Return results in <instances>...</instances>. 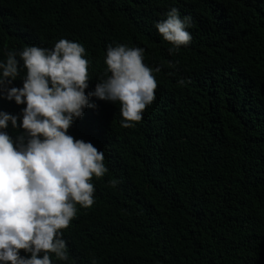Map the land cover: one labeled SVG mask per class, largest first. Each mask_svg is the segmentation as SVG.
<instances>
[{
	"label": "trees",
	"instance_id": "16d2710c",
	"mask_svg": "<svg viewBox=\"0 0 264 264\" xmlns=\"http://www.w3.org/2000/svg\"><path fill=\"white\" fill-rule=\"evenodd\" d=\"M171 7L192 18L175 55L155 28ZM62 38L85 48L86 92L109 45L143 48L161 71L135 128L121 127L119 103L93 97L69 129L109 171L63 230L69 260L53 264H264V0H0V60ZM24 106L0 98V111Z\"/></svg>",
	"mask_w": 264,
	"mask_h": 264
},
{
	"label": "clouds",
	"instance_id": "9594fccd",
	"mask_svg": "<svg viewBox=\"0 0 264 264\" xmlns=\"http://www.w3.org/2000/svg\"><path fill=\"white\" fill-rule=\"evenodd\" d=\"M190 16L171 7L155 28L169 55L192 41ZM0 60V98L25 105L19 115L0 111V264H53L69 260L63 230L79 209L95 202L93 178L108 173L104 153L69 134L94 97L119 103L121 127L135 128L156 99L161 71L144 63V49L118 43L106 49L105 72L89 87L90 61L78 42L60 39L52 48L36 45L5 52ZM171 69L177 67L168 62ZM22 86L13 82L21 76ZM174 74V73H170ZM188 81L179 79L184 86ZM19 120V124H18ZM21 131L15 137L7 131ZM119 182L110 181L115 187ZM23 251L24 255H21Z\"/></svg>",
	"mask_w": 264,
	"mask_h": 264
}]
</instances>
